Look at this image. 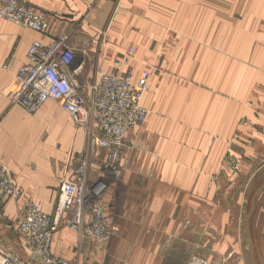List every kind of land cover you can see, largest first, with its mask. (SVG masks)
<instances>
[{"label":"crops","instance_id":"obj_1","mask_svg":"<svg viewBox=\"0 0 264 264\" xmlns=\"http://www.w3.org/2000/svg\"><path fill=\"white\" fill-rule=\"evenodd\" d=\"M21 1L45 14L49 30L0 18V166L19 189L0 207V248L17 249L26 202L53 215L87 147L91 125L56 102L28 111L11 100L31 42L67 34L85 93L97 69L114 70L134 48L118 69L149 72L141 100L149 113L129 132L118 177L104 170L106 150L88 159L87 184L117 235L83 239L64 213L52 253L72 264H252L241 216L246 192L264 177V0ZM260 212L253 264H264Z\"/></svg>","mask_w":264,"mask_h":264},{"label":"built area","instance_id":"obj_2","mask_svg":"<svg viewBox=\"0 0 264 264\" xmlns=\"http://www.w3.org/2000/svg\"><path fill=\"white\" fill-rule=\"evenodd\" d=\"M0 18L42 34L49 30L45 14L21 0H0ZM67 42V34L52 36L46 43L31 42L26 62L16 72L18 84L11 100L28 111L46 101L56 102L77 123L91 125L87 147L74 158L72 175L61 182L52 216L38 202L25 203L24 217L17 226L25 256L0 248V264H72L51 251L53 233L64 213L67 226L83 239L108 243L119 232L118 227L107 224L98 195L87 184L88 159L104 149V170L120 175L119 158L129 142V132L142 125L149 113L141 103L149 88V72L143 70L135 76L131 70L118 69L134 57L130 47L115 61L117 68L97 69V78L85 93L78 81L81 68L75 50ZM18 194L8 169L1 165L0 207Z\"/></svg>","mask_w":264,"mask_h":264},{"label":"rangeland","instance_id":"obj_3","mask_svg":"<svg viewBox=\"0 0 264 264\" xmlns=\"http://www.w3.org/2000/svg\"><path fill=\"white\" fill-rule=\"evenodd\" d=\"M120 173H121V169H120ZM263 180H264V177H260L259 179L254 180L253 184L250 186V188L246 192L245 199H244V202H243L242 216H241V228H243V229L245 228L246 216H247L248 212L250 211L251 198H252L255 190L264 182ZM261 209H264V188L262 189V191L255 198L254 207H253V210L251 211V214H250L249 219H248L249 235H250V237L252 235V237H251L252 241L254 239L253 238L254 235L252 233V229L254 230L255 227L257 229V217H259V221H261V219L263 218L262 217L263 213L260 212L259 214H257L256 220H255L254 217H255L256 213L259 210H261ZM262 236H263V234L256 230L255 240H258ZM17 239H18L17 249L12 250V252H15V253L19 254L21 257H24L25 256V252H24V249H23L22 239H21L19 234L17 235ZM241 240L244 243V246L248 247V241H247L248 240V236H247L246 231L242 232ZM248 252H249V248H247V254H248Z\"/></svg>","mask_w":264,"mask_h":264},{"label":"water","instance_id":"obj_4","mask_svg":"<svg viewBox=\"0 0 264 264\" xmlns=\"http://www.w3.org/2000/svg\"><path fill=\"white\" fill-rule=\"evenodd\" d=\"M264 188V182L255 190L252 198H251V207H250V211L248 212L247 216H246V222H245V231L247 233V236H248V248H249V251H250V255H251V263L253 264V258H252V240H251V237L249 235V223H248V219H249V216L251 214V211L253 210V207H254V200L255 198L257 197V195L262 191V189Z\"/></svg>","mask_w":264,"mask_h":264}]
</instances>
